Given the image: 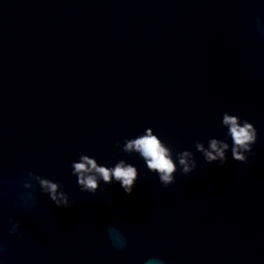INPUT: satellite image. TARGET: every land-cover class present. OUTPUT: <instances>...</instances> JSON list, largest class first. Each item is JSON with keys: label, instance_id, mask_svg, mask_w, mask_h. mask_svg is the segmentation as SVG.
<instances>
[{"label": "water", "instance_id": "water-1", "mask_svg": "<svg viewBox=\"0 0 264 264\" xmlns=\"http://www.w3.org/2000/svg\"><path fill=\"white\" fill-rule=\"evenodd\" d=\"M224 111L258 137L247 161L229 150L217 166L195 141L223 138ZM147 127L192 150L197 167L164 187L116 144ZM81 153L133 163V192L81 191L71 171ZM28 170L59 180L72 206L25 189ZM156 257L264 264V0H0V264Z\"/></svg>", "mask_w": 264, "mask_h": 264}, {"label": "clouds", "instance_id": "clouds-1", "mask_svg": "<svg viewBox=\"0 0 264 264\" xmlns=\"http://www.w3.org/2000/svg\"><path fill=\"white\" fill-rule=\"evenodd\" d=\"M221 124L225 128L223 138L213 136L207 140V143L197 140L195 141L196 150L202 154L205 161L215 162L217 166L225 165L229 150L232 159L247 161L252 155L253 144L257 141V128L248 119L230 111L222 113ZM116 144L123 152L135 153L142 158L147 168L158 175L164 187L175 182L177 171L188 174L197 167L192 150L185 148L174 151L172 142L163 139L152 127L145 128L142 133L134 137L126 136L123 141L117 140ZM71 171L81 191L93 194L96 193L101 182L105 185L119 183L124 192L131 193L138 179V168L133 163L125 159H119L115 163H101L95 156L86 153H81L78 159L72 161ZM26 176L25 189H35L39 186L40 191L47 194L56 206L63 208L72 206L69 193L63 190L59 180L42 176L31 170L26 172ZM21 200L27 206L29 201H35V196L32 191L24 192L21 194ZM111 203L112 198L110 197L107 202L108 206H111ZM8 222L10 233L23 236L18 220L9 217ZM108 235L118 249L126 246L127 241L123 234L115 228L109 227ZM147 264H164V260L156 257Z\"/></svg>", "mask_w": 264, "mask_h": 264}]
</instances>
